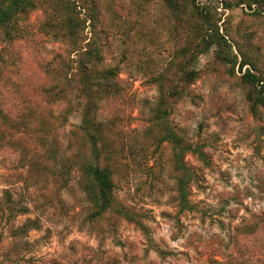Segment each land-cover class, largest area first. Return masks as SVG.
<instances>
[{"label": "rangeland", "instance_id": "374dc122", "mask_svg": "<svg viewBox=\"0 0 264 264\" xmlns=\"http://www.w3.org/2000/svg\"><path fill=\"white\" fill-rule=\"evenodd\" d=\"M23 10L0 26V264H264V0Z\"/></svg>", "mask_w": 264, "mask_h": 264}, {"label": "trees", "instance_id": "16d2710c", "mask_svg": "<svg viewBox=\"0 0 264 264\" xmlns=\"http://www.w3.org/2000/svg\"><path fill=\"white\" fill-rule=\"evenodd\" d=\"M24 2L25 0H9L4 6L0 7V26H6L12 19L16 20V16L24 11ZM80 48L81 47H78L77 50H80ZM240 66H242V64ZM108 73L110 75L112 72L109 71ZM248 76L252 77L253 79V75L250 74V72L247 71L245 74H243L244 79L250 81L248 78H246ZM254 82H256L254 86H260L259 89L254 87L256 93L252 99V103L253 105H260L264 107V84H258L259 81L257 79H255ZM89 141L91 145V151L94 154L93 158L98 161L100 157V147L98 145V141L96 140L95 136H90ZM84 172L86 175L90 176L94 182L95 188L94 185H89L88 189L89 193L92 195V202L98 208L94 214L100 215L110 207L112 197V182L108 172L104 168H101L97 163L86 162L84 166ZM187 207L191 209V206L187 205Z\"/></svg>", "mask_w": 264, "mask_h": 264}]
</instances>
